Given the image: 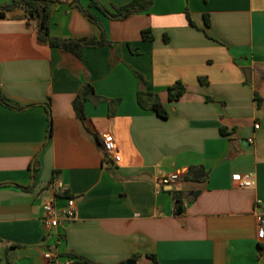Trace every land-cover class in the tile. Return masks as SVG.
I'll return each instance as SVG.
<instances>
[{"label":"crops","instance_id":"crops-1","mask_svg":"<svg viewBox=\"0 0 264 264\" xmlns=\"http://www.w3.org/2000/svg\"><path fill=\"white\" fill-rule=\"evenodd\" d=\"M89 1L49 3L53 38H98L82 8L97 17L110 44L79 58L39 39L21 9L0 18V93L20 106L0 102V264H264V0H151L122 19ZM96 1L113 12L130 0ZM175 82L185 91L170 101ZM140 89L167 117L138 105ZM103 131L117 162L104 159ZM194 166L207 177L160 181ZM67 198L76 217L46 227L43 204L61 218Z\"/></svg>","mask_w":264,"mask_h":264},{"label":"trees","instance_id":"trees-1","mask_svg":"<svg viewBox=\"0 0 264 264\" xmlns=\"http://www.w3.org/2000/svg\"><path fill=\"white\" fill-rule=\"evenodd\" d=\"M51 0H10L6 4L0 5V18H4L7 12H10L14 9H21L28 17H33L37 20L38 25V37L39 39L45 40L50 46L57 47L63 52L71 53L74 57L79 58L82 54V51L86 47H103L109 45L110 42L107 40L103 28L100 26L97 17L88 9H83L82 12L87 17V19L99 26L100 35L98 38H53L49 35L48 28V19H49V3ZM151 5V0H130L127 4L114 7V11L111 12L103 5L99 4L96 0H90L89 6L94 7L103 15L111 19H122L134 12H139L146 10ZM189 23L191 20L188 18ZM204 23L208 24L207 16L204 15ZM144 39L151 38L149 30H143L141 32ZM138 79L141 80L142 84H145L143 78L136 72L135 73ZM185 88L180 82H175L173 85L167 88L168 99L170 101L178 100L181 95L184 93ZM93 95V88L90 84H85L81 90L78 92L74 98L72 104L75 110V113L78 117L83 116V104L84 102ZM136 100L138 105L142 109H151L158 116L165 118L167 117V112L164 107L161 105L158 96L156 93L151 91L140 89L136 93ZM0 102L6 106L13 108H20V106L14 101L6 98L0 93ZM116 101H109L108 103L114 104ZM35 172V170L33 171ZM186 177L193 180L204 179L207 177V171L204 170L202 166L190 167L186 170ZM174 199V212L176 214L182 211L183 198L180 192H173ZM76 262L79 264H94L89 259L86 258H76ZM10 261L5 259V264H9Z\"/></svg>","mask_w":264,"mask_h":264},{"label":"built area","instance_id":"built-area-1","mask_svg":"<svg viewBox=\"0 0 264 264\" xmlns=\"http://www.w3.org/2000/svg\"><path fill=\"white\" fill-rule=\"evenodd\" d=\"M254 128H258V124L254 125ZM99 140L103 150L104 159L117 162L119 161V155L116 151V146L112 135L108 131H103L99 134ZM185 174L182 170H175L161 178V183L163 185H171L178 181L182 175ZM235 177V176H234ZM239 179V185L243 187H248L252 185V181L248 175L241 177H235ZM259 203V201L257 202ZM76 217L75 203L72 198H67L66 206L62 211L61 218L56 215L55 207L51 201L45 202L43 204V217L42 220L46 227H55L59 224L73 220ZM257 235L262 238L264 237V216H260L257 220ZM46 258L50 257V254L46 252L44 254Z\"/></svg>","mask_w":264,"mask_h":264},{"label":"water","instance_id":"water-1","mask_svg":"<svg viewBox=\"0 0 264 264\" xmlns=\"http://www.w3.org/2000/svg\"><path fill=\"white\" fill-rule=\"evenodd\" d=\"M117 264H134V260L133 259H128V260H125L123 262H119Z\"/></svg>","mask_w":264,"mask_h":264}]
</instances>
